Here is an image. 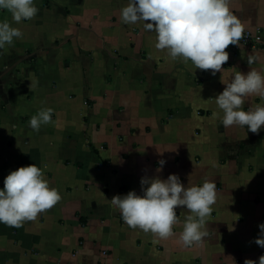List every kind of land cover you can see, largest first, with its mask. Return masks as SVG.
<instances>
[{"label":"crops","instance_id":"0c3cea01","mask_svg":"<svg viewBox=\"0 0 264 264\" xmlns=\"http://www.w3.org/2000/svg\"><path fill=\"white\" fill-rule=\"evenodd\" d=\"M129 0H35L38 13L0 22L22 37L0 49V189L36 164L61 199L20 227L0 223V264H244L264 255V126L225 129L215 98L237 72L264 70V0H229L251 38L226 49L215 76L155 48L144 22L124 24ZM150 22V21H148ZM259 59L252 65L248 56ZM264 106L249 97L244 109ZM52 109L39 132L29 121ZM165 160L161 172L158 161ZM216 184L199 245L178 243L191 213L178 206L175 235L128 226L111 205L141 178Z\"/></svg>","mask_w":264,"mask_h":264},{"label":"clouds","instance_id":"9594fccd","mask_svg":"<svg viewBox=\"0 0 264 264\" xmlns=\"http://www.w3.org/2000/svg\"><path fill=\"white\" fill-rule=\"evenodd\" d=\"M0 10L11 13L16 23L31 20L38 13L35 0H0ZM120 19L124 24L144 22V30L156 34V49L166 50L173 60L191 61L196 69L211 70L213 76L229 60L226 49L229 45L239 46L244 31L240 20L230 11L229 0H129L121 9ZM22 35L20 29L0 22V49L12 45ZM258 59L249 55L247 62L252 65ZM221 82L226 87L215 103L223 111L224 128L246 127L249 132L259 133L264 126V106L247 110L243 106L252 96L264 100V70L237 72L230 81ZM52 111L40 110L31 117L29 127L39 132L42 125L52 122ZM165 163L163 159L158 161V173ZM140 183L142 195L133 190L110 200L124 222L131 228L168 239L175 235L173 227L180 222L176 208L186 206L191 214L183 222L178 243L184 247L199 245L207 235L202 228L216 202V184L206 180L202 185L185 187L176 174L167 179L142 177ZM60 199L40 167L22 166L6 176L4 188L0 189V223L20 227L22 222L34 220L39 213L51 209ZM258 227L260 235L255 243L264 248V223ZM244 264L257 262L246 259ZM258 264H264V255Z\"/></svg>","mask_w":264,"mask_h":264},{"label":"built area","instance_id":"2783aa9c","mask_svg":"<svg viewBox=\"0 0 264 264\" xmlns=\"http://www.w3.org/2000/svg\"><path fill=\"white\" fill-rule=\"evenodd\" d=\"M251 37L247 34V33H243L242 34V39H241V41H240V43L241 42H247V41H249V39H250ZM232 49H237V47L238 46H236V45H229Z\"/></svg>","mask_w":264,"mask_h":264}]
</instances>
